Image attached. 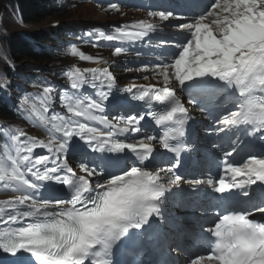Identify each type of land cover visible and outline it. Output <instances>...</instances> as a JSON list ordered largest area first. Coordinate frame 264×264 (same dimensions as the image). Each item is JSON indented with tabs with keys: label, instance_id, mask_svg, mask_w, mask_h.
<instances>
[{
	"label": "snow or ice",
	"instance_id": "6c2138e0",
	"mask_svg": "<svg viewBox=\"0 0 264 264\" xmlns=\"http://www.w3.org/2000/svg\"><path fill=\"white\" fill-rule=\"evenodd\" d=\"M202 9L190 22L175 25L185 35L176 42L179 51L165 53L153 69L163 78L161 87L133 84L119 89L107 68L84 72L76 68L67 73L73 92L60 93L64 113L53 108L56 90L51 85L43 87L39 108L27 96L21 100L20 109L40 121L48 138L38 139L19 128L5 130L10 144L6 143L0 158V185L16 195L0 199V252L22 264H118L119 249L146 234L152 219L162 217V198L173 188L180 189L182 177L174 171L180 161L157 170L153 145L156 141L176 157L185 151L182 138L190 117L179 92L188 94L189 104L203 96H224L226 102L215 115L210 114L215 124L223 126L217 130L250 125L249 134L264 140V0H225L223 4L209 0ZM149 16L161 21L181 19L164 11L149 12ZM131 27L133 31L117 28L114 35L103 38L142 40L157 25L140 21ZM121 51L115 48V54ZM71 54L98 62L75 47ZM84 86L96 91L83 92ZM113 89L132 95L118 96ZM131 101H144L149 108L153 102L164 105V111H154L151 119L156 125H168L167 130L162 134L147 131V122L141 124L145 116L127 111ZM142 131L145 134L140 138H118V133ZM232 143L239 146L237 140ZM36 149L46 154L33 155ZM87 149L100 155L93 156ZM231 155L225 153L224 168L232 176L230 183L224 176L217 181H185L193 190L207 185L215 193H228L220 197L228 206L218 222L206 229L208 250L187 264H264V223L249 218L253 209L264 212V202L251 208L231 206L242 197L251 199L244 190L248 185L264 183V154L257 156L250 150L239 165L235 158L227 160ZM70 157L80 160L83 175L73 170ZM161 173L168 176L167 183L161 182ZM237 177L245 179L237 182ZM233 188L241 191L232 192Z\"/></svg>",
	"mask_w": 264,
	"mask_h": 264
},
{
	"label": "rangeland",
	"instance_id": "374dc122",
	"mask_svg": "<svg viewBox=\"0 0 264 264\" xmlns=\"http://www.w3.org/2000/svg\"><path fill=\"white\" fill-rule=\"evenodd\" d=\"M81 0H39L40 9L42 12L41 17L37 23L27 24L25 22L20 23L18 26L15 20H18V12L14 13L13 16H2L0 15V33H6V36L13 35L16 33H21L20 35L24 39H28L33 44L36 43L32 33H38L41 31H46L51 37L56 39L53 44H48V47L56 51H60L62 54H66L68 58L72 59L73 62L58 66L55 68H50L51 66L47 63H34L25 62L19 63L18 66L24 67L23 71L19 77L12 79L5 73V51L4 44L5 36L0 34V82L5 87L10 88L9 100L11 103L15 104L18 99H16L19 91L30 90V86L26 83L25 79L34 77L38 70L47 69L50 74H57L56 78L50 80L49 85L53 86L56 90L53 93L54 100V110L56 112L64 113L65 110L60 107V93L63 90H68V92H73L70 88V81L67 78V73L72 69H80L82 72L86 69H90L95 65L105 66L109 72L116 76L124 77L130 83H134L135 80L142 81L146 74L141 77V70L145 68L144 66L137 63L139 60V53L135 52L133 55L129 47L131 44L127 43V40H117L118 42L127 43L128 46L124 44L115 45L110 41L103 38L104 35H114L117 28L125 29L131 26V23H138L140 21L146 22L148 19L153 21V17L149 16L141 8L132 9L127 6L128 10L125 11L120 8L121 3L119 0H84V3H80ZM60 4V9L56 11H51L50 5ZM117 5V8H113L112 5ZM96 13V14H95ZM59 28L56 32L54 29ZM110 43V44H109ZM110 45L109 47H105ZM75 47L80 53L85 56H90L93 58L92 62L87 60H82L78 55H72V48ZM120 47L122 49L120 54H115V48ZM135 56L138 58H135ZM3 60V61H1ZM85 61V62H84ZM100 63V64H98ZM94 68V67H93ZM52 74V75H53ZM90 78V73H85ZM141 79V80H140ZM6 80L7 83H2ZM134 80V81H133ZM120 85H124L121 81H118ZM83 92L92 94L96 90L91 89L88 86H84ZM19 128L24 130L28 135L35 136L38 139L47 140V134L42 129H24L28 128L23 126V124H13L8 127V129ZM8 137V132H7ZM7 139V138H6ZM23 139V138H22ZM8 144H10V141ZM11 154H15L14 150L9 148ZM43 149H36L33 155H38L43 153ZM46 154V153H45ZM14 195L2 194L0 198H12Z\"/></svg>",
	"mask_w": 264,
	"mask_h": 264
},
{
	"label": "trees",
	"instance_id": "16d2710c",
	"mask_svg": "<svg viewBox=\"0 0 264 264\" xmlns=\"http://www.w3.org/2000/svg\"><path fill=\"white\" fill-rule=\"evenodd\" d=\"M39 5V0H0V15L6 17L10 15L12 17L15 11L14 13L18 12L19 19L27 24L37 23L42 15ZM15 23L17 24V20H15ZM0 34L5 36L6 41L4 51L8 60H5L7 64H5L4 71L8 77L17 78L23 72L24 67L18 66L17 64L19 63H27L29 61L34 63L48 62L51 65L56 63L54 62V51L44 45L49 43L50 38H47L49 34L32 33L35 40H37V43L34 44L28 39H24L19 32L9 36H6L4 32ZM10 91V88L5 87L0 82V158H3L1 154L5 145L3 138L5 127L23 117V114L16 109V106L10 105L8 99Z\"/></svg>",
	"mask_w": 264,
	"mask_h": 264
},
{
	"label": "bare ground",
	"instance_id": "6f19581e",
	"mask_svg": "<svg viewBox=\"0 0 264 264\" xmlns=\"http://www.w3.org/2000/svg\"><path fill=\"white\" fill-rule=\"evenodd\" d=\"M96 14V13H95ZM142 40H144V38L142 39ZM142 40H131V42L132 43H138V42H140V41H142ZM95 68V67H94ZM101 69H104V67H101ZM142 71V70H141ZM140 71V72H141ZM150 77V76H149ZM155 79H161V82H159V83H154L153 81H152V78H148L147 80H145V82H141V83H133L134 85H137V86H139V85H145V86H147V85H155L156 87H161L162 86V83H163V78L162 77H160V76H156V78ZM141 80V79H140ZM144 80V79H143ZM117 81V80H116ZM134 81V80H133ZM136 81V80H135ZM132 84V85H133ZM129 86H131V85H126V84H124V85H120V83L117 81V88H119V89H123V88H126V87H129ZM105 90H107V89H105ZM113 91V93L115 94V95H118V96H128V97H130L131 95H132V93H124V92H117L116 91V89H113L112 90ZM133 93H136L137 91H138V89L136 88V87H134L133 88ZM110 99H111V97H110ZM226 102V98H223V100H220V101H218L217 103L215 102V106H214V108H215V110H218V109H220V105H222V104H224ZM107 103V102H106ZM143 103H145L144 101H131V106H135L136 108H138V106L139 105H143ZM138 112H140V110H137ZM141 111H143V110H141ZM223 113H227V111H224ZM136 115V114H135ZM147 131H150V129L149 128H147ZM145 133L142 131V132H140V133H136L134 136H136L137 138H140V137H142L143 135H144ZM125 136H128L126 133L125 134H118V138H120V139H124V137ZM129 137V136H128ZM129 138H131V137H129ZM204 140L205 141H208L209 140V138L208 137H204ZM81 144H83V141H81L80 142ZM86 147V146H85ZM88 150H91V149H88ZM70 164H72L71 162H70ZM80 172V171H79ZM77 175H79V174H77ZM58 187H62V186H58ZM53 195H54V193H53ZM67 198H70V194H68V197ZM0 199H2V198H0ZM5 199V198H4ZM19 255V254H18ZM0 264H22V261H17V259H16V257H12L11 256V254H6V253H2V252H0Z\"/></svg>",
	"mask_w": 264,
	"mask_h": 264
}]
</instances>
